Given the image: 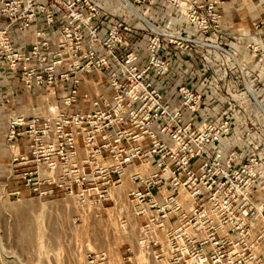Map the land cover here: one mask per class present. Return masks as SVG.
<instances>
[{"label": "built area", "instance_id": "obj_1", "mask_svg": "<svg viewBox=\"0 0 264 264\" xmlns=\"http://www.w3.org/2000/svg\"><path fill=\"white\" fill-rule=\"evenodd\" d=\"M52 2L61 6L67 23L52 37L34 29L28 50L11 49L6 28L0 29V58L23 85L43 86L49 96L61 92L46 113L26 120L8 116L6 142L10 148L24 144L12 156L10 169L21 187L7 195L62 194L80 208H94L109 198L127 166L154 163L150 172L133 171L135 185L127 194L141 218L142 264H264V162L256 155L238 161L236 150L225 155L210 150L229 134L228 120L194 125L201 95L178 85V104L170 109L152 79V74L163 78L170 70L164 48H191L196 40L177 30L148 26L139 67L133 50L117 53L128 44L129 25L116 21L100 38L99 24H89L104 13L95 3ZM224 3L186 0L184 18L197 32L214 35L221 18L216 6ZM41 12L47 25L54 23L51 9L42 7ZM110 59L124 72L122 78L115 70L108 72L111 98L79 92L82 76L104 73ZM65 83H70L67 89ZM79 102L91 109L75 111Z\"/></svg>", "mask_w": 264, "mask_h": 264}, {"label": "crops", "instance_id": "obj_2", "mask_svg": "<svg viewBox=\"0 0 264 264\" xmlns=\"http://www.w3.org/2000/svg\"><path fill=\"white\" fill-rule=\"evenodd\" d=\"M91 1L104 12L89 22L90 25L99 24L97 35L105 38L108 27L116 21L129 25L130 31L126 35L128 44L119 48L117 53L121 55L126 50H133L137 55V65L142 67L149 33L148 24L122 0ZM129 1L154 25L177 30L199 39H211L208 35L198 33L193 24L184 18L186 0ZM216 10L221 14L217 35L226 51L199 43H194L191 48L186 49L170 45L164 48V53L170 59L168 74L163 78H157L152 74V79L170 109L178 104L179 84L184 83L201 91L203 104L193 119L194 125L202 121L217 123L223 119L228 120L229 134L222 135L214 146L209 147L210 150H219L223 155L230 150H236L239 155L238 161L256 155L264 162V107L236 103L246 95L239 81L236 64L250 59L249 43L264 42V0H225L224 4L216 6ZM53 13L54 24L46 25L43 14H40L32 28L43 29L48 36L55 34L64 20L58 8H53ZM6 22L5 16L0 14V28L5 26ZM9 34L16 47L29 49V35L19 32L15 25L9 27ZM60 69L61 67H58L57 70ZM111 70L117 71L119 78L124 75L118 64L110 59L109 68L104 73L90 72L83 75L78 91L88 92L92 97L99 95L110 99L112 88L108 84L107 74ZM247 75L249 82L256 88L253 92L249 91L251 96L254 98L255 94L264 96V63L253 58L252 68ZM69 85L70 83H65L64 89ZM45 91L43 86L32 85L26 88L19 74L6 69L0 60V177L3 180L2 187L7 193L21 187L19 180L11 176L10 169L12 156L19 152L21 145L24 144L21 142L19 146L10 148L6 142L4 133L8 116L15 114L21 120H26L32 115L48 112L49 105L56 102V96L61 92L56 96H49ZM59 107L62 108L61 105ZM73 109L85 112L91 109V106L79 102ZM153 165L127 166L120 184L111 190L109 198L103 205L97 207L98 212L103 214L106 210L117 208L122 202L130 206L127 194L135 185L131 174L135 170L142 173L150 172ZM24 194L27 192L23 191ZM156 196L160 198L159 195ZM136 256L139 257V261L142 259L141 263L144 261L143 252Z\"/></svg>", "mask_w": 264, "mask_h": 264}, {"label": "rangeland", "instance_id": "obj_3", "mask_svg": "<svg viewBox=\"0 0 264 264\" xmlns=\"http://www.w3.org/2000/svg\"><path fill=\"white\" fill-rule=\"evenodd\" d=\"M10 1L0 0V14L4 15L7 21L1 28L7 30L11 49L26 51L13 44L9 34L10 26L15 25L19 32L29 35L30 45L35 40L34 29H37L32 28V25L37 22L40 14H43L44 23L47 25L45 14L41 12L42 7L51 9L52 12L53 8H58L64 20L59 26L67 23L62 16L61 6L54 4L52 0H15L13 6L9 7ZM122 1L151 29L164 32L143 17L129 0ZM10 10L16 12L15 17L9 16ZM33 13L35 15H32ZM53 18L55 20L54 13ZM217 34L218 32L214 35L204 34L210 36V40L190 37L204 46L226 51ZM180 35L184 38L188 36L183 33ZM248 48L250 59L236 64L241 87L246 92L245 97L240 98L241 101L236 103L264 107V96L255 94V98L252 97L250 92L256 88L247 79L253 58L264 63V42L249 43ZM2 65L11 70L7 64L2 62ZM179 85H185L201 95V108L203 104L201 91L184 83ZM2 185L3 180L0 177V261L2 264H142V259L140 258V261L138 259L140 255L136 256L142 252L139 242L141 218L135 214L131 206L124 202L117 208H111L100 214L97 207L82 209L75 204L73 198L62 194L41 198L27 193L17 199L7 195Z\"/></svg>", "mask_w": 264, "mask_h": 264}, {"label": "bare ground", "instance_id": "obj_4", "mask_svg": "<svg viewBox=\"0 0 264 264\" xmlns=\"http://www.w3.org/2000/svg\"><path fill=\"white\" fill-rule=\"evenodd\" d=\"M130 5V4H129ZM136 10V9H135Z\"/></svg>", "mask_w": 264, "mask_h": 264}]
</instances>
